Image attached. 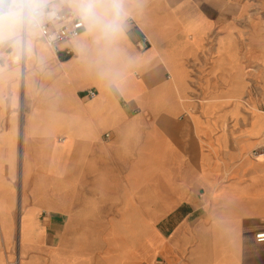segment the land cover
Masks as SVG:
<instances>
[{"label": "crops", "instance_id": "1", "mask_svg": "<svg viewBox=\"0 0 264 264\" xmlns=\"http://www.w3.org/2000/svg\"><path fill=\"white\" fill-rule=\"evenodd\" d=\"M20 1L0 0V264H264L246 5ZM45 7L83 22L57 51Z\"/></svg>", "mask_w": 264, "mask_h": 264}, {"label": "rangeland", "instance_id": "2", "mask_svg": "<svg viewBox=\"0 0 264 264\" xmlns=\"http://www.w3.org/2000/svg\"><path fill=\"white\" fill-rule=\"evenodd\" d=\"M241 3L246 5L245 12L241 13L239 17L235 19V26L239 28V33L237 34L238 44V55L236 61L242 77L245 79V85L247 88V95L240 100V104L245 103L249 107L254 99L250 96V91L256 89H264L261 87V81L264 79V50L258 48V45H254L251 48L250 42L253 44L260 43L264 41V0H240ZM247 99V100H246ZM257 114L262 113L259 108H252ZM264 115V114H263ZM253 116V114H252ZM262 120L264 117L257 116L254 121ZM263 126V124H262ZM260 125L258 126V128ZM262 129L256 131L258 135L261 134ZM3 141V140H2Z\"/></svg>", "mask_w": 264, "mask_h": 264}, {"label": "built area", "instance_id": "3", "mask_svg": "<svg viewBox=\"0 0 264 264\" xmlns=\"http://www.w3.org/2000/svg\"><path fill=\"white\" fill-rule=\"evenodd\" d=\"M20 5L23 13L28 9V0H21ZM33 18V27L37 29L40 38L44 43L54 51H57L61 43L75 39L79 36L83 22L73 14H62L50 7L35 8L30 10ZM262 142L252 152L251 156L258 159H264V133ZM256 243H264V232L255 235ZM156 264H165L156 262Z\"/></svg>", "mask_w": 264, "mask_h": 264}, {"label": "bare ground", "instance_id": "4", "mask_svg": "<svg viewBox=\"0 0 264 264\" xmlns=\"http://www.w3.org/2000/svg\"><path fill=\"white\" fill-rule=\"evenodd\" d=\"M229 11H230V8H229ZM257 159V158H256Z\"/></svg>", "mask_w": 264, "mask_h": 264}]
</instances>
